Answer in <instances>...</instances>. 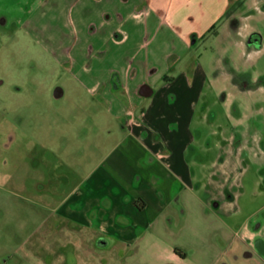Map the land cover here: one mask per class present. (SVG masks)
I'll return each mask as SVG.
<instances>
[{
    "label": "crops",
    "instance_id": "obj_1",
    "mask_svg": "<svg viewBox=\"0 0 264 264\" xmlns=\"http://www.w3.org/2000/svg\"><path fill=\"white\" fill-rule=\"evenodd\" d=\"M231 1L0 0V38H29L96 109L92 153L57 211L111 259L163 248L187 259L201 242L190 235L206 215L204 170L226 143L208 129L207 76L191 52Z\"/></svg>",
    "mask_w": 264,
    "mask_h": 264
},
{
    "label": "rangeland",
    "instance_id": "obj_2",
    "mask_svg": "<svg viewBox=\"0 0 264 264\" xmlns=\"http://www.w3.org/2000/svg\"><path fill=\"white\" fill-rule=\"evenodd\" d=\"M191 54L207 76L208 129L226 143L204 170L206 215L190 235L201 242L187 259L167 248L111 259L57 211L92 153L88 93L26 36L0 38V264H264V0H232Z\"/></svg>",
    "mask_w": 264,
    "mask_h": 264
},
{
    "label": "trees",
    "instance_id": "obj_3",
    "mask_svg": "<svg viewBox=\"0 0 264 264\" xmlns=\"http://www.w3.org/2000/svg\"><path fill=\"white\" fill-rule=\"evenodd\" d=\"M216 25H217V23H214L212 26H211V28H210V30L209 31H213L215 28H216Z\"/></svg>",
    "mask_w": 264,
    "mask_h": 264
}]
</instances>
